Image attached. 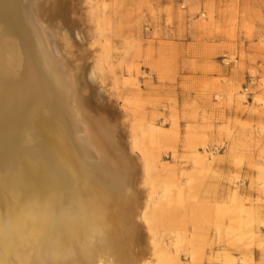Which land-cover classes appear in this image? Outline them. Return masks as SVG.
<instances>
[{
  "label": "rangeland",
  "instance_id": "obj_1",
  "mask_svg": "<svg viewBox=\"0 0 264 264\" xmlns=\"http://www.w3.org/2000/svg\"><path fill=\"white\" fill-rule=\"evenodd\" d=\"M59 1L79 97L134 169L115 262L264 264V0Z\"/></svg>",
  "mask_w": 264,
  "mask_h": 264
},
{
  "label": "bare ground",
  "instance_id": "obj_2",
  "mask_svg": "<svg viewBox=\"0 0 264 264\" xmlns=\"http://www.w3.org/2000/svg\"><path fill=\"white\" fill-rule=\"evenodd\" d=\"M59 7L0 0V264H117L140 206L63 59Z\"/></svg>",
  "mask_w": 264,
  "mask_h": 264
}]
</instances>
